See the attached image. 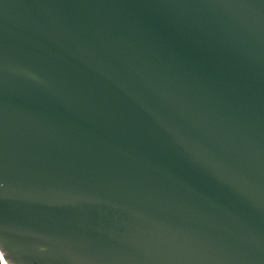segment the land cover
Wrapping results in <instances>:
<instances>
[{
	"label": "water",
	"instance_id": "water-1",
	"mask_svg": "<svg viewBox=\"0 0 264 264\" xmlns=\"http://www.w3.org/2000/svg\"><path fill=\"white\" fill-rule=\"evenodd\" d=\"M0 251L264 264V0H0Z\"/></svg>",
	"mask_w": 264,
	"mask_h": 264
},
{
	"label": "built area",
	"instance_id": "built-area-1",
	"mask_svg": "<svg viewBox=\"0 0 264 264\" xmlns=\"http://www.w3.org/2000/svg\"><path fill=\"white\" fill-rule=\"evenodd\" d=\"M0 260H1V263H2V264H6L5 261H4V258H3V255H2V253H1V251H0Z\"/></svg>",
	"mask_w": 264,
	"mask_h": 264
},
{
	"label": "bare ground",
	"instance_id": "bare-ground-1",
	"mask_svg": "<svg viewBox=\"0 0 264 264\" xmlns=\"http://www.w3.org/2000/svg\"><path fill=\"white\" fill-rule=\"evenodd\" d=\"M7 264V263H6Z\"/></svg>",
	"mask_w": 264,
	"mask_h": 264
}]
</instances>
